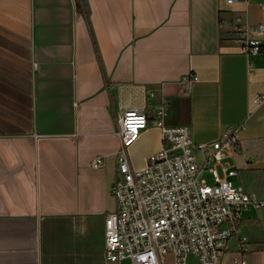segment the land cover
I'll return each mask as SVG.
<instances>
[{"label":"crops","instance_id":"crops-1","mask_svg":"<svg viewBox=\"0 0 264 264\" xmlns=\"http://www.w3.org/2000/svg\"><path fill=\"white\" fill-rule=\"evenodd\" d=\"M237 15L264 25V0H0V264H106L127 108L151 118L164 105L195 144L237 127L238 148L216 169L264 196V36L260 53H242L218 26ZM187 75L197 77L188 90ZM159 149L158 129L143 131L130 167ZM223 252L222 264H264V208L243 211Z\"/></svg>","mask_w":264,"mask_h":264},{"label":"built area","instance_id":"built-area-1","mask_svg":"<svg viewBox=\"0 0 264 264\" xmlns=\"http://www.w3.org/2000/svg\"><path fill=\"white\" fill-rule=\"evenodd\" d=\"M218 26L230 27L232 42L245 55L261 52L264 25H250L237 15L232 20L219 18ZM196 81L195 75H187L181 83L188 90ZM255 102L263 103L264 96ZM165 114L160 105L151 118L138 108L125 109L119 118L120 148L111 185L115 209L104 219L106 264H165L168 256L173 264H222L223 245L237 231L243 211L264 208V196L232 184L235 171L223 166L220 177L216 169L224 149L238 145L237 127L228 129L224 139L195 144L191 129L168 125ZM152 127L159 131L160 149L142 168L132 169L126 151ZM197 150L204 165L211 164L213 185L201 178L204 166L197 162ZM90 166L102 167L103 158L92 159ZM232 264L251 263L234 259Z\"/></svg>","mask_w":264,"mask_h":264},{"label":"rangeland","instance_id":"rangeland-1","mask_svg":"<svg viewBox=\"0 0 264 264\" xmlns=\"http://www.w3.org/2000/svg\"><path fill=\"white\" fill-rule=\"evenodd\" d=\"M211 165H207L206 169L203 171L201 178L205 180V182L209 185H213L214 181L213 178L211 177L210 173L208 172V167H210Z\"/></svg>","mask_w":264,"mask_h":264},{"label":"trees","instance_id":"trees-1","mask_svg":"<svg viewBox=\"0 0 264 264\" xmlns=\"http://www.w3.org/2000/svg\"><path fill=\"white\" fill-rule=\"evenodd\" d=\"M261 48H262V47H261ZM234 148L237 149V148H238V145H236Z\"/></svg>","mask_w":264,"mask_h":264}]
</instances>
